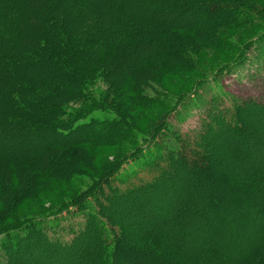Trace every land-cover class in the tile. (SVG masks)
Instances as JSON below:
<instances>
[{
    "label": "trees",
    "instance_id": "1",
    "mask_svg": "<svg viewBox=\"0 0 264 264\" xmlns=\"http://www.w3.org/2000/svg\"><path fill=\"white\" fill-rule=\"evenodd\" d=\"M127 1L0 0V39L5 43L0 47V136L5 133L11 137L28 136L34 131L37 135L52 133L57 137V140L41 144L40 153L7 155L0 159V176L5 177L0 181V195L5 192L2 189L4 183L9 184L4 197L7 201H14L9 208H0L3 212L0 214V236L4 237L1 245L9 258L6 264L16 263L10 254L15 251V246L23 244V239H29L36 232L43 234L42 228L46 224L53 223L56 227L60 217L76 212L85 218L82 231L87 222L95 225L97 242L93 245V264H113L115 261L120 264L121 259L126 264H170L169 248L155 250L156 247L152 246V251L140 252L125 245L118 234L117 223L110 219L107 211L110 207L105 200L111 196L112 200L120 198V195H115L118 189L113 185L128 162L139 161L137 168L143 171L153 169L158 163L166 162L160 154L163 150H170L177 161L192 168V174L198 185L204 188L207 206L213 213H223L229 202L221 175L213 170L214 165L203 153L213 150L212 142L222 132L240 127L244 109L263 106L264 102L232 96L234 102L228 106L216 95L204 101L200 90L209 82L224 77L240 61L247 59L252 51L264 53V29L242 43L232 41L227 35L225 42L228 40L231 44L240 45L237 52L200 79L192 76L195 69L193 45L183 42L186 38L180 31L183 29L187 38L196 37L201 41L203 35L215 31L221 34L225 29L235 30L253 23L260 26V21H264V7L255 0H174L176 5L191 9L200 5L210 20L206 19L203 25L198 24L195 30L190 22L185 28L179 23L173 26L171 35L176 39L178 36L183 44L167 46L164 42L162 48L166 46L169 50L166 52L167 49H164L166 63L152 64L147 67L153 70L151 76H144L140 74L144 67L140 70L127 67L117 73L108 63L127 59L131 53L145 49L138 42L129 45L127 41L131 38L121 28L123 22H120L119 16L125 14L124 9L130 7L132 20H137L139 16L137 7L127 4ZM28 4L29 9L22 8V5L27 7ZM156 10L158 7L154 12ZM113 14L118 17L111 18ZM32 30L40 31V37H36L34 42H30V37L27 41L22 39ZM214 42L218 43L221 53L225 51L226 47L220 40ZM198 45L202 46V43ZM207 46L213 47L214 44L207 43ZM231 55L228 54V58ZM48 66L52 69L50 73L46 69ZM137 70L138 73L135 72ZM161 75L168 77L174 85L178 84V79H190V89L186 91L185 85L180 84L181 89L176 91L182 93L177 92L173 97L176 92L163 87L165 81L160 78ZM224 94L221 93L222 96ZM193 103L204 107V115L200 129L189 136L173 127L170 119L181 108ZM137 105L141 111L135 110ZM149 108H155L154 112L144 113ZM138 122L145 123L146 131L140 128ZM85 131H88L87 134L78 137ZM167 139L174 143H168ZM84 144H126L130 148L114 162L103 161L88 177L91 180L89 187L79 193L82 187L79 177L88 169L82 165L86 162L85 158L75 148ZM135 170L133 168L132 173H137ZM19 182L21 187H17ZM49 182L54 183L52 188L58 183L64 186L63 190H53L54 197L51 198L56 202L39 212L18 216L16 208L35 200L36 188ZM83 235L76 238L81 240L87 233ZM239 235L231 239L230 244L236 242L235 239L239 240ZM263 237L259 234L258 238ZM72 241L63 244L69 247ZM214 252L216 260L227 259L218 249Z\"/></svg>",
    "mask_w": 264,
    "mask_h": 264
},
{
    "label": "rangeland",
    "instance_id": "2",
    "mask_svg": "<svg viewBox=\"0 0 264 264\" xmlns=\"http://www.w3.org/2000/svg\"><path fill=\"white\" fill-rule=\"evenodd\" d=\"M128 1L127 4L137 7L135 9L139 11V16L137 20H132L130 7L124 9L125 14L119 16L120 22H123L121 28L131 38V41H127L129 45L138 42L145 49L131 53L127 59L108 62L114 67L112 70L117 73L127 67L139 70L144 67L140 74L151 76L150 72L153 70L147 67L166 63L164 49H167L166 52L169 50L166 46L162 48L163 43L173 46L186 41L190 46L193 45L194 49L192 54L195 69L192 71V76L200 79L237 52L240 45L231 44L228 40L225 42L224 38L227 35L232 41L242 43L264 29V21H260V26L253 23L251 26L235 30L225 29L221 34L218 31L205 34L201 37V41L196 37L187 38V33L182 29L180 32L186 39L181 42L178 36L176 39L171 35L173 26L179 23L185 28L190 22L195 30L198 24L203 25L206 19L210 20L200 5L191 9L176 5L174 0H130L131 3ZM255 1L264 7V0ZM29 6V4L27 7L22 5V8L29 9ZM157 7L158 10L154 12ZM112 17L118 16L113 14ZM39 35H41L40 31L32 30L22 39L27 41L30 37V42H34L36 37H40ZM215 40H220L222 46L226 47L224 52L219 51V45L214 42ZM199 42L202 46L198 45ZM207 43H212L214 46L208 47ZM4 44L0 39V47ZM228 54L232 55L228 58ZM40 66L44 67L42 64ZM46 69L49 73L52 71L49 66ZM139 70L135 72L138 73ZM160 78L165 81L163 84L162 80L158 79L164 88L176 92L173 97L179 92L182 93L176 91L181 89L180 84L185 85L184 90L188 91L192 82L190 79H178V84L174 85L168 77L161 75ZM200 93L204 101L218 96L221 100H225L228 106L234 102L232 96L264 102V53L252 51L247 59L240 61L225 73L224 77L211 81L203 89L201 88ZM221 93L225 94L222 96ZM154 109L149 108L144 113L152 114ZM135 110L141 111V108L137 105ZM203 113L204 107L195 106L193 103L174 113L170 121L178 131L190 136L200 129ZM134 115L136 116L135 113ZM240 121L238 129L224 131L212 142L211 152L203 151L204 156L210 159L209 163L214 165L213 170L221 175L225 185L229 202L226 203L223 213L215 214L211 211L207 206L206 192L198 185L192 174V168L177 161L170 150L161 151L160 154L166 158V162L158 163L156 167H152L153 169L143 171L140 167L137 168L139 161H130L124 166L113 185L118 189L115 195H120V198L112 200L111 196L110 199L108 197L105 200L110 207L107 210L110 219L117 223L118 234L125 245L134 247L140 252H150L152 246L156 247L155 250H160L162 247L169 248L168 253L172 257L169 260L170 264H264V237L258 238L259 234L264 236V105L244 109ZM138 125L146 131L144 122H138ZM87 132L80 133L78 137ZM55 139L57 140V137L52 133L41 136L33 131L28 133V136L14 137L5 133L4 136H0V159L7 155L14 157L40 153L41 151L38 150L41 144ZM167 142L173 141L167 139ZM128 148L130 146L126 144L118 146L84 144L80 148H75L80 156L85 158L86 162L82 165L88 169L86 174L79 177L82 179L79 193L89 187L91 180H88V177L94 174V170L100 167L103 161L114 162ZM195 150L202 151L198 148ZM145 160L146 158L143 161ZM133 168L137 169L135 170L137 173H132ZM14 174L15 171L12 175ZM2 180H5V177L0 176V181ZM12 180L19 181L17 178ZM53 184L49 182L39 185L35 191V200L22 203L24 205L16 208L18 216L39 212L56 202L52 201L51 197H54L52 192L63 190L64 186L58 183L52 188ZM21 186L19 182L17 187ZM7 187L10 188L9 184L4 183L2 189L7 192ZM5 192L2 193L3 196L0 195V208H9L14 202L6 200ZM252 193H255V196H252ZM0 214H3L2 209ZM58 221L59 225L56 227H53V223L46 224L42 228L43 234L36 232L29 239H23L21 241L23 244L15 246L13 248L15 251L10 254L12 259H16V263L8 264H93L95 259L93 245L97 242L94 223L87 222L85 230L82 231L85 218L78 212L62 216ZM82 233L83 236L87 233V236L81 240L77 239L76 237ZM238 234H240L239 240L235 239L236 242L230 244V240L238 237ZM158 237L160 240H157ZM3 240L4 237L0 236V264L9 261L1 245ZM68 241H72V246L65 247L63 242ZM217 249L219 253L226 255L225 261L216 260L217 255L214 251ZM113 264H116V261ZM120 264H126L125 260L121 259Z\"/></svg>",
    "mask_w": 264,
    "mask_h": 264
}]
</instances>
